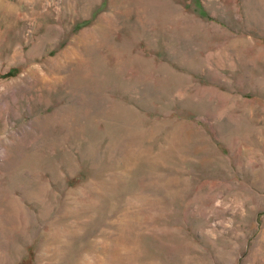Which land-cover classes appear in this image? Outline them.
Returning <instances> with one entry per match:
<instances>
[{"label": "rangeland", "instance_id": "1", "mask_svg": "<svg viewBox=\"0 0 264 264\" xmlns=\"http://www.w3.org/2000/svg\"><path fill=\"white\" fill-rule=\"evenodd\" d=\"M0 1V264H264V0Z\"/></svg>", "mask_w": 264, "mask_h": 264}, {"label": "bare ground", "instance_id": "2", "mask_svg": "<svg viewBox=\"0 0 264 264\" xmlns=\"http://www.w3.org/2000/svg\"><path fill=\"white\" fill-rule=\"evenodd\" d=\"M0 2H2V1H0Z\"/></svg>", "mask_w": 264, "mask_h": 264}]
</instances>
